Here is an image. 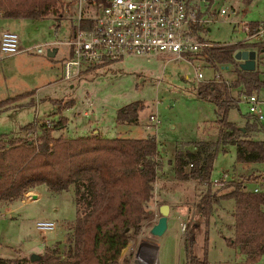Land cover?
<instances>
[{
    "label": "rangeland",
    "instance_id": "1",
    "mask_svg": "<svg viewBox=\"0 0 264 264\" xmlns=\"http://www.w3.org/2000/svg\"><path fill=\"white\" fill-rule=\"evenodd\" d=\"M223 4L229 15L211 26V32L206 37L208 41L221 44L264 42V34L246 41L248 35L242 25L260 24L264 29V0H254L249 5L243 0H221L220 6ZM234 9L235 16L230 13ZM70 19V15L60 20L58 15L42 20L2 19L0 38L6 31L17 33L21 50L56 41L66 42L73 31ZM55 49L58 53L53 61L48 57L49 49L44 55L24 52L13 58L4 56L0 51V102L24 93H34L32 98L20 103L23 107L0 115V134L18 136L22 132L21 127L30 122H55L64 116L69 118V128L55 131V136L75 138L91 134L95 129L101 130L106 137L143 138L157 135L160 147L166 148L167 152L164 156L166 166L160 172L155 196L144 205L146 210L154 212V216L144 222L137 239L124 249L121 260L116 264H134L140 249L146 244L155 249L158 246V264H187L186 240L189 227L194 223V204L201 195L202 187L195 180L181 182L176 187L174 166L168 160L174 158L179 145L200 138L205 124L218 119L216 106L199 98L200 85L212 80L231 84L236 80L235 69L229 66L230 70L225 71L204 59L192 65L187 61L178 62L172 56L133 57L67 82L63 79L62 64L68 57V47L58 46ZM258 62L264 81V58ZM198 73H202L203 79H198ZM256 95L261 102L259 110L264 115V88ZM241 97L239 95L238 99ZM244 99L228 115V119L239 126L244 125L247 115H252L245 96ZM33 100L35 106L30 104ZM71 101H74L73 106L69 104ZM134 102H141L145 107L141 120L148 126L146 130L115 120L120 108ZM66 105L68 108H65ZM151 115H158L162 124L156 126L152 123ZM259 138L264 140V132L259 134ZM225 150L219 151L212 178L228 172L234 175L235 181L246 180L252 173L237 174L254 168L236 161L235 146L227 145ZM263 172H255L253 176L262 175ZM248 188H252V185L249 184ZM162 192L168 197H161ZM157 194L160 196V205H170L168 229L159 237L150 234L151 227L161 216L159 207L151 209L152 199L158 198ZM233 206V199L223 200L216 205L217 209L210 219V264H237L243 259L223 239L231 235L222 223H228ZM76 217L75 186L69 191L54 193L46 185H40L29 191L22 200L0 202V258L30 257L32 253L42 255L47 247L56 242H61L63 248ZM39 221H53L57 227L54 230H39ZM182 222L186 224L185 230L181 226ZM198 240L200 249L196 251L202 255V235ZM256 264H264V257Z\"/></svg>",
    "mask_w": 264,
    "mask_h": 264
},
{
    "label": "trees",
    "instance_id": "2",
    "mask_svg": "<svg viewBox=\"0 0 264 264\" xmlns=\"http://www.w3.org/2000/svg\"><path fill=\"white\" fill-rule=\"evenodd\" d=\"M63 1L0 0V13L5 19L42 20L58 15L60 20L64 16ZM253 1L243 0L247 5ZM250 28L254 34L260 26L252 24ZM241 50H256L261 55L264 42L210 48L207 62L215 67L232 66L237 79L231 84L212 80L201 84L198 90L199 98L213 103L218 110V123L225 128L221 137L215 141L183 143L182 148L194 145L196 149L178 148L172 160L177 183L195 180L202 187L186 240L187 264H210V219L216 205L228 199L235 202V223L234 235L225 240L243 256L237 264H256L264 257V176L251 174L246 180L232 181L223 187L210 182L222 146L236 147L238 163H264V140L258 138L264 131V122L253 115H247L242 126L228 119L230 111L241 102L232 96V89L241 88L243 96L250 97L264 88L259 69L254 72L240 69L235 55ZM111 65L88 68L82 75ZM33 96L30 92L1 101L0 115L23 107L20 103ZM30 104L36 103L33 100ZM69 104L73 106L74 101ZM143 110L140 102L131 103L116 112L115 120L136 124ZM68 123L69 118L64 116L55 122L39 124L35 120L22 126L18 136L0 134V202L22 200L29 191L46 185L54 193L75 186L77 203L73 230L63 248L61 242H56L34 262L30 257H17L0 258V264H116L124 249L137 239L144 222L154 216L144 205L154 196L155 183L164 167L159 159L157 135L106 137L95 131L75 138L54 135ZM253 179L260 185L257 192L247 188ZM200 235L202 255L196 251L200 249Z\"/></svg>",
    "mask_w": 264,
    "mask_h": 264
},
{
    "label": "built area",
    "instance_id": "3",
    "mask_svg": "<svg viewBox=\"0 0 264 264\" xmlns=\"http://www.w3.org/2000/svg\"><path fill=\"white\" fill-rule=\"evenodd\" d=\"M61 7L64 16H71L73 31L69 39L39 45L25 52L44 55L46 49L68 47L69 54L62 69L67 82L80 78L88 68L122 63L133 57L172 56L178 62L194 65L200 59L207 61L210 48L228 45L206 39L211 26L229 15L225 4L220 6L219 0H64ZM230 13L236 15L235 10ZM242 25L248 35L246 41L264 34L263 28L252 34L249 24ZM20 47L17 33L7 31L1 35L0 51L4 56L21 54L24 51ZM198 79H203L202 73H198ZM246 102L249 113L262 122L264 115L259 110L258 95L246 97ZM150 120L156 126L162 124L158 115H151ZM232 181H235L234 175L228 172L210 180L215 187ZM159 182L158 179L155 183L154 196ZM253 190H260L259 183ZM157 197L152 199L151 209H160L158 194ZM181 226L185 230L184 222ZM56 227L53 221L37 223V228L43 231Z\"/></svg>",
    "mask_w": 264,
    "mask_h": 264
},
{
    "label": "crops",
    "instance_id": "4",
    "mask_svg": "<svg viewBox=\"0 0 264 264\" xmlns=\"http://www.w3.org/2000/svg\"><path fill=\"white\" fill-rule=\"evenodd\" d=\"M221 2V0H219V3ZM253 3V2H252ZM235 10V9H234ZM236 11V10H235ZM2 19H5L3 16H2V14L0 13V20H2ZM11 20H14V19H11ZM19 20V19H18ZM259 26H260V28H262L261 26L262 25H260L259 24ZM7 32V31H6ZM209 32H211V28L209 29ZM261 42H263V41H261ZM224 44H227V43H224ZM20 46H21V44H20ZM27 50V48L25 49V48H23V50L22 51H26ZM24 52H22V53H24ZM21 53V54H22ZM57 53H58V51H57ZM20 55V54H19ZM57 55V54H56ZM263 55H264V52L260 55V54H258V56H257V69H258V66H259V64H260V62H258V60L260 59V58H264L263 57ZM18 56V55H17ZM15 57V56H14ZM56 57V56H55ZM55 57H54V59H55ZM11 58H13V57H11ZM63 62H64V60H63ZM239 63V62H238ZM264 63V62H263ZM262 65H260V67H261ZM259 67V68H260ZM62 69H63V64H62ZM223 70H230V68L229 67H225V68H223ZM235 77H236V79H237V76H236V74H235ZM236 81V80H235ZM231 93H232V96L235 98V99H237L238 98V96L239 95H242V97H241V99H240V101L241 102H244L245 101V99H244V96H243V93H242V90L240 89V88H234V89H232V91H231ZM238 95V96H237ZM243 99V100H242ZM240 102V103H241ZM141 103V102H140ZM141 105L144 107V105L141 103ZM260 105H261V102H260ZM68 110V109H67ZM145 111V107H144V110L141 112V114H140V118H139V121H138V123H136V124H127V123H123V124H125V125H136L137 127H139V128H141V129H144V130H146V129H148L147 127V125L145 124L144 125V122L141 120V115H142V113ZM93 119H95L96 120V117H93ZM234 122V121H233ZM236 123V122H235ZM245 124V123H244ZM215 126H216V129H215ZM211 127H213V128H211ZM66 128H69L68 126L66 127ZM214 129V130H213ZM221 130H225V128L223 127V126H221L219 123H218V119L214 122V123H211V124H205V126H204V128H203V135L200 137V138H198V139H196V140H204V141H215V140H217V139H219L220 137H221ZM262 132H264V131H262ZM261 132V133H262ZM95 133H100V134H102V135H104L102 132H101V130H99V129H95ZM207 136V137H206ZM144 138V137H143ZM259 138V137H258ZM260 139V138H259ZM263 140V139H262ZM195 141V140H194ZM192 142V141H191ZM182 144V143H181ZM180 146H181V148H182V145H179V147H177V149H176V151L178 150V148H180ZM227 145H225V146H222V150H223V152H226V150H225V147H226ZM184 149H189V150H194V149H196L195 148V146L194 145H189V146H187V147H185ZM220 149V150H221ZM167 152V149L166 148H162V147H160V149H159V159H161L162 161H163V163H164V168H165V166H166V163H165V160H164V156H165V153ZM219 154V153H218ZM218 156V155H217ZM172 160L173 159H170V160H168V163H170V164H172ZM216 160H217V157H216V159H215V162H216ZM215 162H214V164H215ZM169 164V165H170ZM241 165H247L248 167H253L254 169H249V170H246V172H242V173H239V174H237V175H241V174H248V175H250L251 173L253 174H255V172L256 173H258L259 171H264V163L263 164H261V163H257V164H253V163H240ZM256 169V170H255ZM174 170V169H173ZM253 176V175H252ZM255 179H253L252 180V182H249V183H247V186L250 184V185H252V188H250V189H253L256 185H257V182H255L254 181ZM194 181V180H193ZM175 183V185H176V187L178 186V184L179 183H177L178 181L176 180V181H174ZM248 188V187H247ZM249 189V188H248ZM163 193V192H162ZM162 193H161V197H163V198H166V197H168V195L166 194V193H163V195H162ZM234 208H233V210L232 211H230L229 213H231V218H229L228 219V223H222V225L223 226H225L227 229H228V231H230L231 232V235H230V237L231 236H233L234 235V223H235V217H234V215H233V212H234V209H235V202H234V206H233ZM217 208H215V210H216ZM219 210V209H218ZM218 210H217V212H218ZM216 212V213H217ZM215 213V214H216ZM224 234V233H223ZM224 235H226V234H224ZM222 237V236H221ZM225 237L226 236H224V238L223 239H225ZM225 242H226V240H225ZM227 243V242H226Z\"/></svg>",
    "mask_w": 264,
    "mask_h": 264
},
{
    "label": "water",
    "instance_id": "5",
    "mask_svg": "<svg viewBox=\"0 0 264 264\" xmlns=\"http://www.w3.org/2000/svg\"><path fill=\"white\" fill-rule=\"evenodd\" d=\"M57 54V50L49 51L48 57L54 58ZM257 56L256 50H241L236 53L235 59L239 62V67L245 72H254L257 70ZM161 216L156 224H154L150 229V234L156 237L162 236L168 229L169 226V214L170 205L162 204L159 209ZM158 250V246H156ZM41 255L37 253H32L30 255V260L32 262L40 259ZM134 264H144L141 262H136Z\"/></svg>",
    "mask_w": 264,
    "mask_h": 264
},
{
    "label": "bare ground",
    "instance_id": "6",
    "mask_svg": "<svg viewBox=\"0 0 264 264\" xmlns=\"http://www.w3.org/2000/svg\"><path fill=\"white\" fill-rule=\"evenodd\" d=\"M144 264H158V251L154 247L146 244L140 249L137 261Z\"/></svg>",
    "mask_w": 264,
    "mask_h": 264
}]
</instances>
